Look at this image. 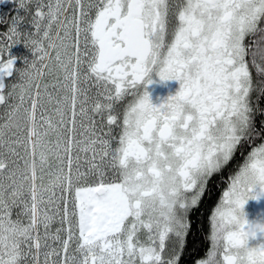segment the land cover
I'll list each match as a JSON object with an SVG mask.
<instances>
[{"label":"snow or ice","instance_id":"1","mask_svg":"<svg viewBox=\"0 0 264 264\" xmlns=\"http://www.w3.org/2000/svg\"><path fill=\"white\" fill-rule=\"evenodd\" d=\"M250 201L264 0H0V264H264Z\"/></svg>","mask_w":264,"mask_h":264},{"label":"flooded vegetation","instance_id":"2","mask_svg":"<svg viewBox=\"0 0 264 264\" xmlns=\"http://www.w3.org/2000/svg\"><path fill=\"white\" fill-rule=\"evenodd\" d=\"M19 55H28L30 58V53H27V51L21 47L20 45H18L16 47V56ZM170 87L172 88H176L178 87V85H176L175 83L171 84ZM157 92L163 93L164 91H166L163 88H157L156 89ZM215 201V197H213V199L211 201H206L205 204L203 205V210L204 213H207V210L209 207H211L212 203H214ZM247 210L250 213V218L255 219L257 217L258 214L264 213V201H261L259 204H257L254 201H250L249 204L247 205ZM257 241H253V244H255ZM207 248V243H205V246L203 248V251L201 252V256L204 254L205 249Z\"/></svg>","mask_w":264,"mask_h":264},{"label":"trees","instance_id":"3","mask_svg":"<svg viewBox=\"0 0 264 264\" xmlns=\"http://www.w3.org/2000/svg\"><path fill=\"white\" fill-rule=\"evenodd\" d=\"M190 239H191V238H190ZM196 240L198 241L196 247L199 248V253H198V255H200L201 252L203 251L204 246H205V242H203V241L201 240V236H200V235H196Z\"/></svg>","mask_w":264,"mask_h":264},{"label":"rangeland","instance_id":"4","mask_svg":"<svg viewBox=\"0 0 264 264\" xmlns=\"http://www.w3.org/2000/svg\"><path fill=\"white\" fill-rule=\"evenodd\" d=\"M21 47H23L22 45H20ZM12 54L16 55V47L12 50Z\"/></svg>","mask_w":264,"mask_h":264}]
</instances>
